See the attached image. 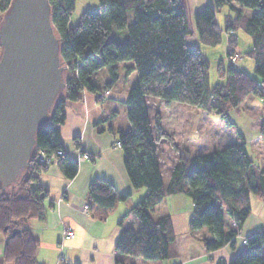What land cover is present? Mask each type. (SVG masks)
I'll list each match as a JSON object with an SVG mask.
<instances>
[{"label": "trees", "instance_id": "1", "mask_svg": "<svg viewBox=\"0 0 264 264\" xmlns=\"http://www.w3.org/2000/svg\"><path fill=\"white\" fill-rule=\"evenodd\" d=\"M48 1L51 22L60 40L65 87L53 104L48 122L37 132L35 151L18 183L0 189L3 258L12 264H40L36 259L38 239L26 226L30 219H44L47 190L35 185L38 173L45 168L32 158L39 149L47 153L64 151L60 124L64 122L66 101L78 99L83 89L102 93L92 79L101 68L108 72L103 90L112 87L118 80L117 64L122 61L133 62L136 80L125 100L129 127L117 131L116 141L133 188L144 187L146 192L118 220L121 225L130 213L136 218L137 227L120 231L114 247L116 264L134 257L160 261L169 256L176 236L171 217L164 214L153 219L150 212L170 194L181 193L190 198L193 210L188 229L207 230L203 237L206 251L227 243L232 246L250 214V194L264 200V162L261 166L255 164L240 137L207 153L189 157L179 154L164 185L157 144L169 133L157 117L154 122L149 117L146 101L157 98L204 110L210 107L231 126L228 111L238 107L245 96L264 93V0H210L194 13L199 42L215 46L222 37L216 12L223 6L234 12L224 26L228 32L225 54L229 61L226 65L222 59L218 61L216 71L221 80L213 86L209 85L208 59L199 47L186 43L189 29L179 0H98L96 10L86 8L74 23L70 22V15L76 0ZM9 3L10 0H0V21ZM242 8L252 10L251 16H244ZM238 28H243L251 38L246 54L253 59V72L259 81L230 60L234 55L237 59ZM129 70L130 67L126 72ZM104 120L100 118L96 123ZM260 132L264 140V127ZM57 165L68 179L78 169L77 161L69 159L65 152ZM128 195L118 194L107 180L94 178L88 186L87 203L105 213L116 200H124ZM245 239L232 258L227 262L218 260L216 264H264V231H254Z\"/></svg>", "mask_w": 264, "mask_h": 264}, {"label": "crops", "instance_id": "2", "mask_svg": "<svg viewBox=\"0 0 264 264\" xmlns=\"http://www.w3.org/2000/svg\"><path fill=\"white\" fill-rule=\"evenodd\" d=\"M209 1L179 0L184 8L189 29L186 35V43L189 46L199 47L200 42L194 28L193 16ZM218 11L216 21L221 28V36L222 34L225 36L226 50L228 32L223 26L226 19L233 17L234 12L228 8L221 22L217 15ZM242 13L249 17L252 10L242 8ZM239 30L244 31L243 28L235 31L237 46ZM249 39L251 40L250 36ZM117 65L118 80L112 87L107 88L110 90L109 95L97 98L93 92L83 89L78 99L66 101L64 122L60 124V138L68 158L77 161L76 174L70 179L66 178L57 164L38 173L35 185L47 190V196L44 199L45 216L43 220L30 219L28 223L31 225L29 228L31 233L38 239L36 259L40 264H116L114 247L120 231L125 227H137V220L130 213L123 219L121 225L118 224V220L128 212L130 207L145 195L146 189L133 188L124 167L122 150L116 141L117 131L126 130L129 127L125 100L130 86L136 80L132 61H122ZM128 67L130 70L126 72ZM237 67L252 75L257 81L260 80L253 74L251 64L243 63ZM92 79L94 84L104 91L103 85L108 80L107 69L101 68L93 74ZM154 100L164 105L175 103V101L166 103L157 98ZM260 105L264 106V93L260 96V101L254 95L245 96L239 106L234 109L248 113L259 109ZM160 110L161 108L156 110L158 113L156 117L161 127L165 129L164 115ZM100 118H106V120L97 124ZM204 118L207 121V117ZM231 122L233 124L229 127H236L235 122L232 120ZM222 123L225 125L224 122ZM251 126L255 129L259 128V132L252 138L245 137L238 130L236 133L239 139L241 137L244 142L251 144L249 149L245 144L247 152L255 164L261 166L264 162V140L260 129L264 127V122L253 123ZM209 130L205 132L211 133L212 130ZM82 153H87L89 158L82 159L80 157ZM168 174L169 170H166L164 185L167 184ZM94 178L107 180L118 194L129 193L128 197L124 200H116L114 206L105 213L91 204H88V210L84 212L83 205L88 202V186ZM179 194L181 193L166 195L150 212L153 219L164 214L171 217L176 236L170 246L169 256L160 261L134 257L126 260L124 264H216L218 260L227 262L243 247L241 237H246L254 231H264V200L250 194V214L245 219L239 235L234 237V244L231 246L227 243L208 252L203 245V237L207 236V230L205 228L194 231L188 229V219L193 210L192 202L186 210L180 212L168 209L167 203L173 205L179 202L181 199ZM156 210H158L157 213H155ZM67 230H72L73 235L66 237ZM4 241L0 233V264H12L2 256Z\"/></svg>", "mask_w": 264, "mask_h": 264}, {"label": "water", "instance_id": "3", "mask_svg": "<svg viewBox=\"0 0 264 264\" xmlns=\"http://www.w3.org/2000/svg\"><path fill=\"white\" fill-rule=\"evenodd\" d=\"M50 11L48 0H10L0 21L2 190L18 183L35 151L37 132L65 87Z\"/></svg>", "mask_w": 264, "mask_h": 264}, {"label": "rangeland", "instance_id": "4", "mask_svg": "<svg viewBox=\"0 0 264 264\" xmlns=\"http://www.w3.org/2000/svg\"><path fill=\"white\" fill-rule=\"evenodd\" d=\"M98 7V0H76L74 10L70 15V22L74 23L78 20L81 12L86 8L96 10ZM228 10L227 6H223L217 15L223 22V14ZM224 27V26H223ZM238 46L236 48L237 59L234 61L236 66L244 64L252 65V72L254 69V62L246 52L251 46V40L247 33L242 30L238 31ZM225 36L222 34V40L215 46H208L199 43L200 51L209 61V85L213 86L216 82L220 81L217 76V63L219 60H223V64L228 63V58L225 54ZM246 72V71H245ZM249 74V73H248ZM254 74V72H253ZM255 76H257L255 74ZM260 101V96H254ZM149 117L154 122L156 118V110L161 108V114L164 115V121L166 128L164 130L169 133V137H163L158 141V152L160 156L161 171L163 174V180L166 178V170H169V166L173 164L179 154H185L188 157L196 154H203L210 152L217 148H223L233 143L238 138V130L245 137L252 138L254 134L259 132V128L252 127L253 123L264 122V106L260 105V108L255 111L243 113L242 110L231 108L228 111L229 118L235 122L236 127H229L224 125L222 120L216 115L209 107L208 109H201L188 106L182 102L172 103L170 105H164L157 103L153 98H149L147 101ZM207 117V121L205 118ZM210 129L211 133L205 131ZM247 138V139H248ZM264 143V142H263ZM249 149L251 144L245 142ZM179 202L171 205L167 203L168 209L177 211H183L191 204V200L185 194H179ZM185 199V201L183 200ZM160 209V208H159ZM158 210L155 211L157 213ZM176 214V213H175Z\"/></svg>", "mask_w": 264, "mask_h": 264}, {"label": "built area", "instance_id": "5", "mask_svg": "<svg viewBox=\"0 0 264 264\" xmlns=\"http://www.w3.org/2000/svg\"><path fill=\"white\" fill-rule=\"evenodd\" d=\"M230 60L232 62H234L236 60V56H231L230 57ZM110 94V90L109 89H106L104 90L102 93L98 94V93H95L96 97L97 98H102L104 96H107ZM62 155H64V151L62 149H57L56 151L54 152H51V153H47L46 151H44L43 149H39L36 151V153L34 154L33 156V160L35 162H37L38 164L42 165L44 168H48L49 166L53 165V164H57L58 163V160H59V157H61ZM82 159H87L89 158L88 154L87 153H82L81 156H80ZM30 163V162H29ZM88 203H84L83 205V211L84 212H87L88 210ZM73 235V232L72 230H67L66 233H65V236L66 237H69V236H72ZM239 233L236 235L238 236ZM235 236V237H236ZM241 243L244 244L246 239L245 237H241ZM61 254L59 255V258L61 259ZM119 264V263H117Z\"/></svg>", "mask_w": 264, "mask_h": 264}]
</instances>
